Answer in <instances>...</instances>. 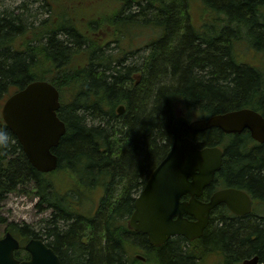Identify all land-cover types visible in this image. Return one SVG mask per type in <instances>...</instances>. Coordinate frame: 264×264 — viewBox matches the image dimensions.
Masks as SVG:
<instances>
[{
    "label": "trees",
    "instance_id": "1",
    "mask_svg": "<svg viewBox=\"0 0 264 264\" xmlns=\"http://www.w3.org/2000/svg\"><path fill=\"white\" fill-rule=\"evenodd\" d=\"M50 2L54 11L47 3L50 16L36 25L21 11L0 8V109L13 91L47 80L59 91L65 125L53 148L58 167L41 173L0 111V130L12 141L0 149V226L19 239L15 256L28 258L24 242L40 237L63 264H202L212 254L218 264L254 255L263 261L264 143L253 144L247 131L231 135L211 127L200 134L202 144L223 146L218 180L246 190L251 213L237 216L219 204L201 238L184 243L173 237L161 246L127 222L134 192L172 144L180 103L204 117L243 107L264 116V75L238 64L234 51L244 38L264 48V0ZM140 27L151 36L148 52L140 63L125 64L136 47L127 36ZM119 104L125 108L120 114ZM97 189V206L87 211ZM16 190L37 196L38 211L50 209L40 227L3 215L1 202ZM133 245L142 248L144 261L127 255Z\"/></svg>",
    "mask_w": 264,
    "mask_h": 264
},
{
    "label": "water",
    "instance_id": "2",
    "mask_svg": "<svg viewBox=\"0 0 264 264\" xmlns=\"http://www.w3.org/2000/svg\"><path fill=\"white\" fill-rule=\"evenodd\" d=\"M136 77L138 80L140 76ZM59 105V92L55 86L45 80H35L12 93L1 108L5 124L17 137L29 162L41 172L51 171L58 164L53 148L65 132L64 122L57 115ZM122 112L120 105L118 113ZM209 127H217L226 133L248 128L253 138L264 143V118L252 109L243 108L191 122L183 116L175 117L171 148L135 198L129 219V225L146 234L152 244L158 245L176 234L188 239L201 236L208 225L211 209L219 203H225L236 215L251 211V199L240 189H220L206 202L194 196L212 181L215 171L220 168L222 152L214 146L198 149L182 136V129L194 132ZM188 176L192 177L191 181ZM186 192L191 193V198L180 200ZM184 213L194 219H187ZM18 247V240L6 232L0 238V264H62L53 249L40 238L26 242L29 259L15 258L14 250ZM241 264H264V260L260 261L254 255L243 259Z\"/></svg>",
    "mask_w": 264,
    "mask_h": 264
},
{
    "label": "rangeland",
    "instance_id": "3",
    "mask_svg": "<svg viewBox=\"0 0 264 264\" xmlns=\"http://www.w3.org/2000/svg\"><path fill=\"white\" fill-rule=\"evenodd\" d=\"M53 6L50 0H0V8L14 11L16 14L21 11L23 13V17L28 19L32 25L38 24L40 21L49 18V12L44 10L47 6ZM50 14L53 12V8L49 7ZM52 8V9H51ZM138 34L133 36H127L130 38L134 45H136L133 53L130 55L129 59L125 62V64H135L140 63L141 56L145 55L148 52L147 46H145V42L151 38L148 35V30L145 27H140L137 30ZM148 35V36H147ZM125 39V38H124ZM142 42V43H141ZM141 43V44H140ZM138 44V45H137ZM199 114H197L198 116ZM57 179H60L62 175L60 173L56 174ZM60 183V182H58ZM81 183V182H80ZM80 183H77L76 187H79ZM82 188L88 187V182H82ZM31 185L27 188V190L31 189ZM66 187V185H64ZM87 190V189H86ZM84 191V195L82 198L87 197V191ZM100 189H97L94 192L92 200H89L85 209L87 211H91L93 207L97 206V198L100 196ZM94 199V202H93ZM35 200V196L29 192H18V190L8 193L3 202H1V210L3 214L8 218V221L14 222H26L32 225L34 228H38L41 226L43 219H46L50 215V209H46L44 211H36L33 206H30L32 201ZM31 201V202H30ZM29 202V203H28ZM29 205L27 209L26 205ZM77 208V206H76ZM2 233V227L0 226V235ZM135 246V247H134ZM139 245H133V247H129L127 255L134 256L136 253H140L143 255V251L139 248ZM218 257L214 254L209 255L205 258L202 264H218Z\"/></svg>",
    "mask_w": 264,
    "mask_h": 264
},
{
    "label": "flooded vegetation",
    "instance_id": "4",
    "mask_svg": "<svg viewBox=\"0 0 264 264\" xmlns=\"http://www.w3.org/2000/svg\"><path fill=\"white\" fill-rule=\"evenodd\" d=\"M234 51H235V54H236L235 60H236V62L238 64L248 65V66H250V67L258 70L262 75H264V48H261V49L260 48H257L248 39L244 38V39H241L239 42H236L234 44ZM249 108H251V107H249ZM252 109H254V108H252ZM254 110H256V109H254ZM256 111L259 112L263 116V114L260 111H258V110H256ZM181 113L182 114L184 113V115L187 117L186 110H182ZM194 118H196V116H194ZM207 129L208 128L203 129V130L194 131V132H188L186 130H183V135L185 137H188L192 141H194L195 144H196V146L198 148H203V147H207V146H214V145H216V146H219L223 150V153H224L223 146L217 144V142L215 144H213V145L202 144L201 139H202L203 136L200 133L201 132H204ZM242 131L249 132L246 128L243 129ZM241 132H239V133H241ZM239 133H230V134L231 135H234V134H239ZM221 141L223 143V137H221ZM253 144H260V143H258L256 141H253ZM222 157H223V155H222ZM219 170L216 171V173H218ZM216 173L214 174L212 181L208 185H206L202 189L201 193L197 196V198L200 199L201 201H208L209 198L211 197V195L215 191H217L219 189L226 188V187H234V186H230V185L226 184V182L223 179H221V178H219V180H218V175ZM188 179L191 180V176H188ZM145 182H146V180H145ZM145 182H144V184H145ZM144 184L141 185L140 188L136 192H134V194H133V197L134 198L140 193V191L143 188ZM190 197H191L190 193L187 192V193L182 194L180 198H181V200H188ZM251 198H253V197L251 196ZM213 210H212V212H213ZM184 216L187 217V218H189V219H193V217H191L189 215H186L185 214ZM210 217H211V213H210ZM202 235L200 237H198V238H195V239L201 238ZM173 237L174 238L175 237H180V238L182 237L183 240H180V241H182L184 243H187L188 241H190V240L186 239L182 235H176V236H172L170 238H173ZM170 238H168L167 240H169ZM195 239H191V240H195ZM165 242H163L162 244H164ZM162 244H160L159 246H161Z\"/></svg>",
    "mask_w": 264,
    "mask_h": 264
},
{
    "label": "clouds",
    "instance_id": "5",
    "mask_svg": "<svg viewBox=\"0 0 264 264\" xmlns=\"http://www.w3.org/2000/svg\"><path fill=\"white\" fill-rule=\"evenodd\" d=\"M11 136L8 132L0 130V149H6L11 144Z\"/></svg>",
    "mask_w": 264,
    "mask_h": 264
}]
</instances>
